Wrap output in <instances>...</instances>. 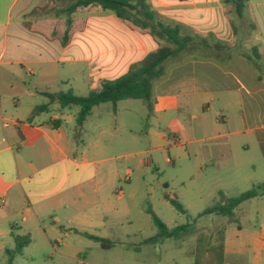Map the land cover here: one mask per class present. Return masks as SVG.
I'll return each instance as SVG.
<instances>
[{
  "label": "crops",
  "instance_id": "0c3cea01",
  "mask_svg": "<svg viewBox=\"0 0 264 264\" xmlns=\"http://www.w3.org/2000/svg\"><path fill=\"white\" fill-rule=\"evenodd\" d=\"M148 2L159 21L179 25L181 36L191 37L182 42L180 49L176 46V54L166 61L164 74L152 88L149 116L166 124L172 135L158 131L153 123L142 132L130 130V135L119 125L101 123L97 126L101 136L89 134L87 140L85 124L100 105L71 136L64 111L42 122L38 121L41 114L32 116L38 106L34 99H46L40 91L60 82L83 96L81 89L88 93L100 90L104 80L119 78L150 53L175 46L100 5L79 7L72 14L69 40L64 45L67 23L62 16L66 13L61 10L68 5L54 16H41L37 12L39 0H0V242L9 235L14 239L32 236L34 227L49 239L61 230L76 236L95 235L91 231L113 218L109 211L116 212L118 223L123 221L118 217L117 202L127 197L131 204L127 212L134 210L136 190L131 186L136 178L146 181L145 166L153 160L132 161L136 165L130 166L131 173L123 178L129 183L114 201L108 188L116 186L119 176L117 169L102 170L108 160L99 156L104 154L103 143L116 147L121 141L134 143L137 135L147 138L148 148L126 153L132 158L181 146V155L167 156L166 162L173 166L181 162L190 179L221 180L224 172L233 170L239 181L234 149L263 145L264 0H249L248 15L244 16L225 15L222 3L233 8L226 0ZM216 3L224 15H185L186 4L195 10L203 5L210 11ZM19 68L33 74L37 82L22 90L25 100L13 94ZM61 71H69L70 75L63 78ZM120 102L116 109L112 105L116 114ZM105 133L111 138L103 137ZM251 179L250 173L241 179L245 184L253 183L246 191L264 184ZM164 185L170 187L169 182ZM218 193L223 204L233 197L224 188ZM205 195L204 191L199 193L201 201ZM215 215L223 218L220 222L226 231L233 222H238L237 229L228 238L211 235L204 224L192 230L198 249L210 238L213 247L218 248L214 254H205L204 259L212 262L215 257L226 256L229 242L240 239L249 251L246 264H264V192L240 204L232 217ZM251 218L257 224L244 234V225L239 221Z\"/></svg>",
  "mask_w": 264,
  "mask_h": 264
},
{
  "label": "rangeland",
  "instance_id": "374dc122",
  "mask_svg": "<svg viewBox=\"0 0 264 264\" xmlns=\"http://www.w3.org/2000/svg\"><path fill=\"white\" fill-rule=\"evenodd\" d=\"M68 4V0H39L37 12L41 13V16H54L59 9ZM221 6L225 8V15H237L234 8H230L227 4L222 3ZM211 7L212 10L207 11L204 10L205 6L200 5L199 10H195L186 4L185 15H224L219 4L216 3ZM62 16L66 21V15ZM77 38H80V36ZM29 66L32 67V65ZM68 75H70L69 71H61L63 78ZM17 77L18 82L13 94H15V97L19 95L22 100H25V98L23 99L22 90L34 86L37 83L36 78L33 74H28L26 69H20ZM49 90L51 92H68L71 90V85L59 82L51 85ZM81 90L83 96L88 94L87 89ZM34 100L37 105L46 102L43 96H38ZM112 105V103H103L94 109L93 115L85 124L88 134L87 140H90L89 134H93L96 137L101 136L100 132L97 131V126L101 123L119 125L128 135H130V130L136 132L145 131L149 128L150 123H153V127L158 131H164L172 135L166 124H161L154 116H149V108L143 100L127 99L121 101L117 114L114 113ZM79 109V106L76 105L62 108L59 104H56L50 110L41 113L42 119H38V121L42 122L44 119H50L55 114L61 115L62 111H64L68 116L66 127L71 136H73L74 130L78 125L77 116ZM106 136L111 138L110 133L103 135V137ZM136 137L137 140L134 143L121 141L119 144L117 143L116 147L112 146L111 143L108 145L103 143L104 154L99 155L103 158H108L103 163V171L109 168L117 169L118 171L119 177L116 180V186L113 189L108 188L114 201L118 200L119 196L122 195V190L129 183L123 178H127L129 175V167L136 165L135 163L132 165V161H136L139 158L142 162L145 160L151 162L153 160L151 165L145 166L146 181L136 178L131 186V189L136 190L134 191V202H136L134 210L127 212V208L131 207L127 197L119 200L117 202L119 208L118 217L123 218V221L118 223L115 216L116 212L112 213L109 211L108 214L113 218L110 219L108 224L99 226L91 231V233L95 234L94 236L110 240L111 247L105 248L100 242L89 237L76 236L69 230H61L58 233L53 232L56 237L49 239L44 233L39 232V228L34 227L32 236L26 235L24 239H20L19 242L23 245L20 252H16L17 244L13 237L9 235L2 239V242H0V264H246L249 251L246 243L240 239H237L236 242H229L226 256L224 255L219 259L215 257L212 262H209L204 259L206 257L205 254H214L215 249L217 250L218 248L213 247V241L210 238L209 243H203L198 249L191 232L204 224L208 226L211 235H223L228 238V234H232L237 229L238 222H233L229 226L228 231H226L220 222V219L223 218L215 214L204 215L196 223L193 221L197 219L200 212H203L205 208L220 203L219 201L222 198L218 193L220 188H224L233 197L240 195L243 191L246 192L247 188H251L253 183L249 184L248 182L245 184L241 181L246 173L252 174V182H264V148L254 143L249 149L242 147L234 149V158L238 163L234 164V166L239 169L238 179L240 181L233 175L235 173L233 170L224 172L221 180L212 178L209 180H192L187 177L189 173L182 168L183 165H181L180 161V164L176 166L166 162L167 156L177 158L181 155L183 151L181 146L173 147L169 152L164 149L154 153L149 152L137 155L135 158L127 157L126 153L140 151L150 146L147 138L138 135ZM248 140H252V138ZM113 156L121 157L109 159ZM156 165L159 166V169H156ZM237 181H239V184H237ZM164 182H169L170 187H166ZM146 184L148 188H146ZM116 189L117 191H115ZM202 191L206 193L203 201L199 197V193ZM209 192L211 194H207ZM164 194H168L182 202L188 212L185 214L179 211L171 202L165 199ZM149 204L170 227L191 222L193 225L190 232L182 239L168 238L158 243L145 242L147 238L157 233V227L151 216L146 212V207ZM249 207L250 205L247 206V208ZM214 220L215 222H213ZM239 222L244 225V234L257 224L253 218L241 219ZM7 227L10 229L9 224H7ZM18 232L25 234L24 231ZM65 232L67 236H65Z\"/></svg>",
  "mask_w": 264,
  "mask_h": 264
},
{
  "label": "trees",
  "instance_id": "16d2710c",
  "mask_svg": "<svg viewBox=\"0 0 264 264\" xmlns=\"http://www.w3.org/2000/svg\"><path fill=\"white\" fill-rule=\"evenodd\" d=\"M180 1L187 2L190 0ZM226 2L233 6L237 15H248L249 0H226ZM89 5H100L103 9L114 12L121 19L128 20L143 29H150L153 35L167 40L175 47H162L150 53L143 61L133 64L124 75L113 80H104L100 90H93L85 96L77 95L73 90H69L68 92L40 91L47 101L34 109L33 117L47 111L52 104H59L63 108L76 105L80 108L77 124L83 126L91 116L94 107L103 103H112L114 109H116L119 101L127 99L143 100L151 111L153 108L152 88L154 83L164 74L166 61L176 54L178 49L176 46H179L180 49L182 42L191 38L189 36H181V27L179 25H168L159 21L156 18L155 10L148 0H70L68 6L61 10L66 13L67 23V30L62 40L64 45L69 40V32L73 22L72 14L79 7H87ZM252 26L254 27V25ZM262 147L264 148V143ZM263 192L264 184L257 185L236 197L230 198L227 204L219 203L205 209L198 216L219 214L232 217L234 216L235 208L243 202L259 196ZM166 198L182 213L186 214L188 212L179 200L168 195H166ZM146 211L157 227V233L147 238L145 242L158 243L168 238L180 239L191 230V222L169 227L150 205ZM85 235L100 242L105 248L112 245L111 241L107 238L88 233H85ZM24 238L25 236L15 237L17 244L16 252L22 251L23 245L19 241ZM23 244L25 245V243Z\"/></svg>",
  "mask_w": 264,
  "mask_h": 264
}]
</instances>
